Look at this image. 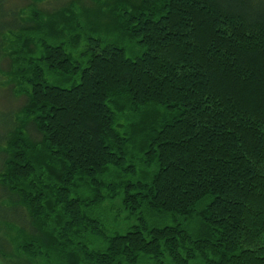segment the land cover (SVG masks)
Masks as SVG:
<instances>
[{"label":"trees","instance_id":"trees-1","mask_svg":"<svg viewBox=\"0 0 264 264\" xmlns=\"http://www.w3.org/2000/svg\"><path fill=\"white\" fill-rule=\"evenodd\" d=\"M0 0V264H264V0Z\"/></svg>","mask_w":264,"mask_h":264},{"label":"rangeland","instance_id":"rangeland-1","mask_svg":"<svg viewBox=\"0 0 264 264\" xmlns=\"http://www.w3.org/2000/svg\"><path fill=\"white\" fill-rule=\"evenodd\" d=\"M9 2V1H8ZM28 0H10L9 3L12 5H20L27 3ZM17 102L16 98L12 97L8 91L5 89L0 90V110L8 108V106L15 104Z\"/></svg>","mask_w":264,"mask_h":264}]
</instances>
